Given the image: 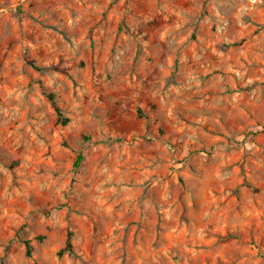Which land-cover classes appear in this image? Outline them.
I'll return each mask as SVG.
<instances>
[{"label": "rangeland", "instance_id": "obj_1", "mask_svg": "<svg viewBox=\"0 0 264 264\" xmlns=\"http://www.w3.org/2000/svg\"><path fill=\"white\" fill-rule=\"evenodd\" d=\"M0 264H264V0H0Z\"/></svg>", "mask_w": 264, "mask_h": 264}, {"label": "trees", "instance_id": "obj_2", "mask_svg": "<svg viewBox=\"0 0 264 264\" xmlns=\"http://www.w3.org/2000/svg\"><path fill=\"white\" fill-rule=\"evenodd\" d=\"M47 97L49 98V100L52 102V104L55 106L57 112L59 113L60 116V121H62V123L67 124L69 123L70 119L66 116H64V113L62 112V110L60 109V107L57 105V99L55 94L53 93H48ZM83 159V154H79L76 160L75 165L79 166L80 162ZM72 232H70L68 234V239H67V243H66V247H64L63 249L60 250L59 254L62 255L63 253H69L72 254L74 253V249H73V243H72ZM26 244V248H27V254L31 255L33 252V246L31 244L30 240L25 241Z\"/></svg>", "mask_w": 264, "mask_h": 264}]
</instances>
